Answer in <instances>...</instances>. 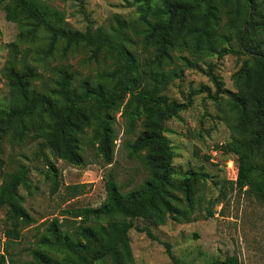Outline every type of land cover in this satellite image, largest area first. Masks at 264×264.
Instances as JSON below:
<instances>
[{
  "label": "trees",
  "instance_id": "1",
  "mask_svg": "<svg viewBox=\"0 0 264 264\" xmlns=\"http://www.w3.org/2000/svg\"><path fill=\"white\" fill-rule=\"evenodd\" d=\"M229 5L227 11L229 25L236 29L235 35H219L221 43H216V28L220 24V7L217 0H178L175 10L172 7H158L153 15L156 20L144 17L135 23L117 18L109 28L88 27L85 30L67 28L63 24V14L40 0H0V6L9 20L18 22L25 35L28 26L42 28L48 43L46 54L51 55L59 44L66 54L72 47L83 45L90 49L89 58L108 59L112 68L101 73L96 85L89 81L82 83V90L71 88L73 75L67 69L60 70L59 79L52 94L36 91L31 87L35 69L25 64L21 69L10 64L6 70L10 90V107H0V169L3 165V142L7 136L13 143L41 140L43 146L54 151L58 157L75 165L84 164L80 152V134L93 126V139L104 159L111 163L114 152L113 112L124 105V111L134 120L144 118V130L137 136L131 149L134 152L146 150V162L151 177L142 185L123 192L114 174L106 177L105 201L98 207L84 206L66 209L63 215L80 218L81 224L75 231L76 238L62 229L63 221L55 218L45 228L38 244L55 251L54 254L42 247L30 250L31 259L16 257L12 244L21 238L18 222L13 221L6 228V244L0 255V264H129L133 253L130 244V229L135 226L133 219L149 218L153 223H163L168 214L179 213L174 204L179 200L173 191L175 186L173 165L174 149L166 135V123L179 112L189 107L192 98L181 102L172 99L166 90L177 76L168 68L172 63V50H187L193 55L217 54L219 58L239 48L246 58L235 73V82L246 90L229 91V102L238 117L237 128L245 133L257 121L264 120V2L259 0H221ZM163 19L164 21H159ZM136 36L150 56L143 63L134 48ZM17 46V43L13 44ZM211 67V64H210ZM212 80L217 85V93L222 92L221 83L211 71ZM208 87L192 91L197 94ZM217 98V97H215ZM264 140V127L256 139L235 138L216 148L237 157V177L230 181L239 191L252 189L264 202V164L253 159L254 150ZM51 174L56 178V166L42 149ZM197 173L191 172L180 180V189L187 201L194 197ZM28 184L26 169L6 172L1 185L3 196L0 206L13 207L23 224L29 225L35 219L22 205L24 197L19 188ZM84 183L68 186L70 197L79 195ZM225 197L226 193L221 191ZM120 214L123 220L107 225L92 227L87 222L106 215ZM214 212L210 211V215ZM68 219V218H65ZM154 237L150 227L140 228ZM167 253L175 264L182 263L167 244ZM240 264L236 255L224 261L211 264Z\"/></svg>",
  "mask_w": 264,
  "mask_h": 264
},
{
  "label": "rangeland",
  "instance_id": "2",
  "mask_svg": "<svg viewBox=\"0 0 264 264\" xmlns=\"http://www.w3.org/2000/svg\"><path fill=\"white\" fill-rule=\"evenodd\" d=\"M60 11L67 28L85 30L88 27L103 29L115 24L117 18L135 23L144 17L156 20L153 15L158 7H172L175 10L178 0H40ZM220 7V24L216 28V43L219 35L234 36L236 29L229 25L227 11L229 5L217 0ZM263 1L264 0H259ZM159 21H164L159 19ZM23 39L18 34L21 28L18 22L7 18L0 6V107H10V90L6 70L10 64L21 69L29 64L35 69L31 87L41 93L51 95L56 87L62 68L73 75L71 88L82 90V83L89 81L96 85L101 73L112 68L108 59H90V49L79 45L72 47L66 54L59 44L51 54H46L47 36L42 28L28 26ZM135 36V52L146 62L150 56ZM264 38V33L260 35ZM17 43V46L13 44ZM236 51L219 58L217 54L200 53L193 55L189 51L172 50V63L167 67L178 74L172 79L166 93L181 102L192 98L189 107L179 112L166 123V135L174 149L173 165L176 173L173 191L179 197L174 204L179 213L168 214L163 223H153L149 218L133 219L135 226L130 229L132 261L129 264H175L167 253V244L172 253L184 264H211L217 260L236 255L240 264H264V202L254 190L239 191L230 181L237 177V157L216 148L235 138L256 139L264 127V120L257 121L247 132L237 128L238 117L229 102V91L246 90L235 82V73L246 58L233 44ZM211 64V67H210ZM210 69L218 77L222 92L217 93V85L212 80ZM206 88L191 96V92ZM217 97V98H215ZM114 152L113 160L108 163L99 151L98 143L93 139V126L86 127L80 134V152L84 164L75 165L57 156L41 140L13 143L10 136L3 142V165L0 169V198L3 196L1 185L6 172H13L23 165L26 169L28 184L21 185L19 191L24 197L22 205L35 219L29 225L23 224L13 207L0 206V255L4 251L6 237L4 232L10 224L18 222L21 238L12 244L11 252L16 257L31 259L30 250L42 247L38 240L45 233L48 223L55 218L63 221L62 229L76 238L75 231L81 224L80 218L63 215L66 209L73 207L100 206L106 199V177L112 172L121 190L127 192L143 184L151 177L146 162L147 151L134 152L131 145L144 130V118L132 120L124 105L113 112ZM42 149L48 159L56 166L58 177L50 172ZM253 159L264 164V140L254 150ZM191 172L197 173L194 185V197L187 201L180 189V180ZM264 180V176L256 173ZM84 183L83 191L71 198L68 186ZM224 191L226 196L221 193ZM210 211L214 214L210 215ZM68 218V219H65ZM120 214L106 215L100 219H90L87 225L98 227L113 221L123 220ZM150 227L154 237L146 231ZM54 254L55 251L42 247ZM103 264H109L106 261ZM224 264V263H218Z\"/></svg>",
  "mask_w": 264,
  "mask_h": 264
}]
</instances>
